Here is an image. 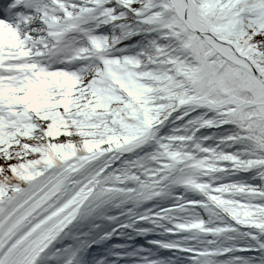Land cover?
Wrapping results in <instances>:
<instances>
[{"label":"snow or ice","instance_id":"snow-or-ice-1","mask_svg":"<svg viewBox=\"0 0 264 264\" xmlns=\"http://www.w3.org/2000/svg\"><path fill=\"white\" fill-rule=\"evenodd\" d=\"M0 264H264V0H0Z\"/></svg>","mask_w":264,"mask_h":264}]
</instances>
